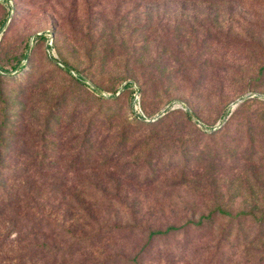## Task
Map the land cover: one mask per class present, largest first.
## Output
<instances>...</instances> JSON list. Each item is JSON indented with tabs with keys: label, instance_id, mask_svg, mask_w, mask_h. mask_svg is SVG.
I'll return each mask as SVG.
<instances>
[{
	"label": "rangeland",
	"instance_id": "rangeland-1",
	"mask_svg": "<svg viewBox=\"0 0 264 264\" xmlns=\"http://www.w3.org/2000/svg\"><path fill=\"white\" fill-rule=\"evenodd\" d=\"M0 68V264H264V0H0Z\"/></svg>",
	"mask_w": 264,
	"mask_h": 264
},
{
	"label": "water",
	"instance_id": "water-1",
	"mask_svg": "<svg viewBox=\"0 0 264 264\" xmlns=\"http://www.w3.org/2000/svg\"><path fill=\"white\" fill-rule=\"evenodd\" d=\"M53 60V59H52ZM53 61H55V60H53ZM68 71H70V72H72L73 70L71 69V68H69V67H65ZM90 86L92 87V88H94L95 90H96V92H100L97 88H95L93 85H91L90 84ZM122 89V86H121V88H120V90ZM117 94V93H116ZM254 96H257L258 98H260V99H264V94H255V93H252V92H248V93H246V94H244L242 97H240V98H237L236 100H234L231 104H230V106L232 107V106H235L238 102H240V101H242L243 99H245V98H252V97H254ZM230 106H227L226 107V109L223 111V113H222V116H221V118H220V120L216 123V125H215V127H213V128H211V130L210 131H213V130H215L216 128H218V127H220V125L221 124H223V122H224V120L226 119V117L228 116V114H229V111H230ZM169 108H171V105H168V106H166V108H164L163 110H161V112L159 113V114H157L156 115V117H158L159 115H162L167 109H169ZM185 108V107H184ZM187 110V109H186ZM187 112H188V115L191 117V118H194L193 117V115L187 110ZM195 119V118H194ZM198 125H199V127L202 129V130H205V126L202 124V123H200V122H198Z\"/></svg>",
	"mask_w": 264,
	"mask_h": 264
},
{
	"label": "trees",
	"instance_id": "trees-1",
	"mask_svg": "<svg viewBox=\"0 0 264 264\" xmlns=\"http://www.w3.org/2000/svg\"><path fill=\"white\" fill-rule=\"evenodd\" d=\"M40 37H42V34H40L39 35ZM16 72L17 71H19L20 69H22L23 68V66L21 65V66H19V65H13V67H12ZM66 69V68H65ZM0 70H1V68H0ZM77 79L80 81V82H83V78L80 76V75H77ZM130 82L128 81V82H126L123 86H124V88H126L127 86H130ZM93 90L96 92V90L93 88ZM98 93V92H97ZM259 103H262V101H259ZM188 115V114H187ZM189 116V115H188ZM174 227H172V226H168V227H166L163 231H153V232H151L150 234H153V235H155V234H162V233H166V232H168L169 230H172Z\"/></svg>",
	"mask_w": 264,
	"mask_h": 264
}]
</instances>
